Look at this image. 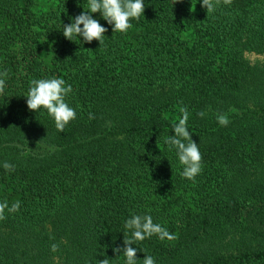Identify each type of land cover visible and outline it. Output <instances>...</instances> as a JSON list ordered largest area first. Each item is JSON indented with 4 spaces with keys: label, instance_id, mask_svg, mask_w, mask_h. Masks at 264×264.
Segmentation results:
<instances>
[{
    "label": "trees",
    "instance_id": "obj_1",
    "mask_svg": "<svg viewBox=\"0 0 264 264\" xmlns=\"http://www.w3.org/2000/svg\"><path fill=\"white\" fill-rule=\"evenodd\" d=\"M87 3L0 0V202L21 201L0 220V264H126L114 249L133 214L175 237L137 241V264H264V0L211 13L144 0L126 33L93 13L103 44L63 34ZM52 77L77 113L62 133L27 105L30 82ZM182 106L203 154L195 181L165 143Z\"/></svg>",
    "mask_w": 264,
    "mask_h": 264
},
{
    "label": "clouds",
    "instance_id": "obj_2",
    "mask_svg": "<svg viewBox=\"0 0 264 264\" xmlns=\"http://www.w3.org/2000/svg\"><path fill=\"white\" fill-rule=\"evenodd\" d=\"M207 13L214 12L221 4V0H202ZM223 4L231 5L232 0H222ZM195 10V9H194ZM145 11L144 0H88L87 9L77 15L73 22L64 24L63 34L67 39L74 40L73 37H83L84 41L92 42L94 39L103 44L105 33L108 29L93 17V13H101L103 18L110 25H114L112 31L126 33L131 27L133 19L139 20ZM81 25L83 27H81ZM7 70L0 72V94H3L6 87ZM30 88L27 96V105L29 110L39 111L46 109L48 114L54 118L55 127L61 133L66 125L77 118L76 109L66 102V97L72 92L71 84H68L63 78H42L34 79L30 82ZM181 117L178 122H174L172 129L175 135L165 138V143L170 148H175L179 163L183 166L182 177L195 181L197 175L202 172L203 154L200 151L199 144L193 140L192 133L188 128L190 113L186 106L180 108ZM201 117L206 113H198ZM90 118L91 114H90ZM217 121L221 126H227L230 123L229 117L225 113L217 114ZM3 167L7 171H14L15 166L5 161ZM21 201L17 200L9 205L7 200L0 202V220L6 219V212L15 213L19 211ZM125 229L131 233L128 236L124 233V247H117L114 251L123 253L126 257V264H137L138 248L133 247L137 241H143L156 235L161 240L167 238L172 240L175 237L165 227L153 221L151 215L133 214L124 224ZM53 251L58 250V245L53 244ZM99 264H110L108 258L99 260ZM143 264H156V260L151 255L143 258Z\"/></svg>",
    "mask_w": 264,
    "mask_h": 264
},
{
    "label": "rangeland",
    "instance_id": "obj_3",
    "mask_svg": "<svg viewBox=\"0 0 264 264\" xmlns=\"http://www.w3.org/2000/svg\"><path fill=\"white\" fill-rule=\"evenodd\" d=\"M254 57H255L254 55H252V54L250 55V58H251V59H253Z\"/></svg>",
    "mask_w": 264,
    "mask_h": 264
}]
</instances>
